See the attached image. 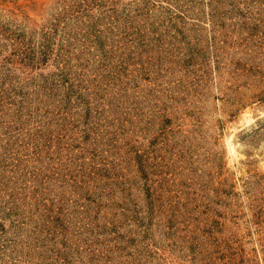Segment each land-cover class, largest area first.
Wrapping results in <instances>:
<instances>
[{"label": "rangeland", "instance_id": "1", "mask_svg": "<svg viewBox=\"0 0 264 264\" xmlns=\"http://www.w3.org/2000/svg\"><path fill=\"white\" fill-rule=\"evenodd\" d=\"M0 264H264V0H0Z\"/></svg>", "mask_w": 264, "mask_h": 264}, {"label": "trees", "instance_id": "2", "mask_svg": "<svg viewBox=\"0 0 264 264\" xmlns=\"http://www.w3.org/2000/svg\"><path fill=\"white\" fill-rule=\"evenodd\" d=\"M142 168V167H141Z\"/></svg>", "mask_w": 264, "mask_h": 264}]
</instances>
